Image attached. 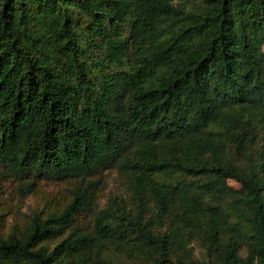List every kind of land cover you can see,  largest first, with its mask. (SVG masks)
<instances>
[{"label": "trees", "instance_id": "16d2710c", "mask_svg": "<svg viewBox=\"0 0 264 264\" xmlns=\"http://www.w3.org/2000/svg\"><path fill=\"white\" fill-rule=\"evenodd\" d=\"M263 45L264 0H0V175L73 184L0 264H264Z\"/></svg>", "mask_w": 264, "mask_h": 264}, {"label": "rangeland", "instance_id": "374dc122", "mask_svg": "<svg viewBox=\"0 0 264 264\" xmlns=\"http://www.w3.org/2000/svg\"><path fill=\"white\" fill-rule=\"evenodd\" d=\"M186 5H191L199 0H184ZM264 52V45L262 46ZM1 173V172H0ZM96 187L93 188L92 205L89 210L83 212L78 218L77 225L83 230L92 228L93 211L103 208L110 197L118 194L124 196L126 186L123 177L116 168L106 169L101 175H95ZM228 184L238 188L234 180H229ZM71 182H53L40 180L30 192L19 190L17 181L13 177L0 175V232L4 235L9 233L14 227L22 230L29 223L35 213L46 210H61L65 202L69 199V189ZM197 252L199 245L193 243Z\"/></svg>", "mask_w": 264, "mask_h": 264}]
</instances>
